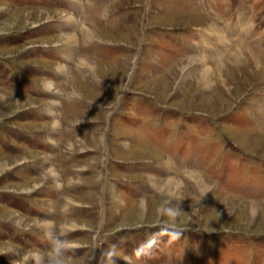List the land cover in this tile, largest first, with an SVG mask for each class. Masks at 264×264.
<instances>
[{"label": "rangeland", "instance_id": "374dc122", "mask_svg": "<svg viewBox=\"0 0 264 264\" xmlns=\"http://www.w3.org/2000/svg\"><path fill=\"white\" fill-rule=\"evenodd\" d=\"M53 259L264 264V0H0V264Z\"/></svg>", "mask_w": 264, "mask_h": 264}, {"label": "bare ground", "instance_id": "6f19581e", "mask_svg": "<svg viewBox=\"0 0 264 264\" xmlns=\"http://www.w3.org/2000/svg\"><path fill=\"white\" fill-rule=\"evenodd\" d=\"M68 21H70V22H73V21H75V19L72 17V16H68ZM212 29V28H211ZM214 29H215V27H214ZM90 33L91 34H93V30L91 29L90 30ZM224 36V35H223ZM76 38V37H75ZM225 38V37H224ZM68 40V39H67ZM70 40H74L73 39V37H70ZM206 40H209L211 43L210 44H208V45H210V46H212L213 44H215L216 43V40H214V39H209V38H207ZM205 40V41H206ZM205 43V42H204ZM222 44L223 43H221V46H222ZM205 45H207V44H205ZM71 49V47L69 48V50ZM223 50V49H222ZM236 58H238V56H236ZM85 61V60H84ZM90 61V60H89ZM85 64H87V66H90L91 68H92V66L89 64V62H84ZM83 63V64H84ZM91 63V62H90ZM193 63V62H192ZM202 64V63H201ZM206 68H208V66L207 67H205V69ZM196 70V69H195ZM190 73V72H189ZM194 73V72H193ZM188 74V73H187ZM211 74H212V72H211ZM189 75V74H188ZM207 78L209 79V76H208V73H205L204 75H202V77H201V81L205 84L206 83V81H207ZM197 175V174H196ZM194 178H195V176H194ZM198 178V177H197ZM195 180H196V178H195ZM169 182V181H168ZM173 183V181H170V183L168 184V187H169V185H171ZM205 182L201 179V178H198L197 179V181H195V183H194V186H193V188H194V190L196 189V190H198V191H202V192H204V190H205ZM170 189V188H169ZM207 190V189H206ZM200 194V193H199ZM141 204V203H140ZM145 207H144V204H143V206H142V209H144ZM251 210H252V208H251ZM144 211V210H143ZM145 212V211H144Z\"/></svg>", "mask_w": 264, "mask_h": 264}, {"label": "clouds", "instance_id": "9594fccd", "mask_svg": "<svg viewBox=\"0 0 264 264\" xmlns=\"http://www.w3.org/2000/svg\"><path fill=\"white\" fill-rule=\"evenodd\" d=\"M57 251L59 252L60 249L58 248ZM51 264H64V262L62 260H60V259H53L51 261Z\"/></svg>", "mask_w": 264, "mask_h": 264}]
</instances>
